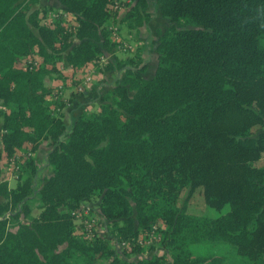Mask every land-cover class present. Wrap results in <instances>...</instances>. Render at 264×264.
I'll return each instance as SVG.
<instances>
[{"label":"trees","instance_id":"1","mask_svg":"<svg viewBox=\"0 0 264 264\" xmlns=\"http://www.w3.org/2000/svg\"><path fill=\"white\" fill-rule=\"evenodd\" d=\"M36 1L0 0V158L44 140L50 172L36 186L29 158L14 187L0 180V264L225 263L221 254L191 255L193 241L264 264V163L254 164L264 156V127L250 131L264 124V0H155L167 24L156 29L151 75L142 74L138 53L116 58L120 77L96 108L84 106L68 123L44 101L46 66L15 60L32 53L45 60L68 45L69 65L91 60L97 40L108 41L102 23L110 0H57L76 22L77 40L66 32L63 44V27L29 10ZM145 7L134 0L119 21L136 29L149 18ZM197 185L207 205L228 208L212 217L178 208L179 190ZM92 196L112 237L134 239L160 220L169 258H120L106 238L73 235L70 212ZM32 207L28 224L5 227L3 213L28 216Z\"/></svg>","mask_w":264,"mask_h":264},{"label":"rangeland","instance_id":"2","mask_svg":"<svg viewBox=\"0 0 264 264\" xmlns=\"http://www.w3.org/2000/svg\"><path fill=\"white\" fill-rule=\"evenodd\" d=\"M133 1L110 0L108 2V15L102 23V28L107 31L108 41L104 43L102 37L97 40L100 51L91 60L79 66H71L66 61L65 53L69 45L58 53L51 51V56L45 60H42V57L37 53L17 56L15 64L18 66L30 68L38 64L46 66L48 71L42 78L43 85L47 88V92L43 95L44 101L49 110L56 115L60 114L66 123L72 121L77 112L84 106L96 108L100 97L110 88L111 81L116 76V58H124L138 53L141 63L144 62L142 74L144 76L151 75L156 62L154 49L157 37L156 29L164 28L167 20L160 15L155 0H146L145 9L149 14L148 20L136 29H128L119 19ZM32 8L38 9L39 21L50 26L60 24L63 27L59 35L61 44L65 43L63 35L66 32H68L66 40L70 42L77 40L74 36L76 22L72 13L63 6H55L52 3H46L45 0H38L29 6V10ZM263 41L260 40V43L264 44ZM109 62L112 68L105 67ZM84 91L88 92L87 95ZM85 100H90L89 104H85ZM1 108L3 109L2 105H0ZM263 127L264 124H253L250 127L251 134L255 136L258 130ZM1 132L2 129L0 128V134ZM48 147L44 140L39 141L34 148H31L30 142H25L11 154L1 157L0 180H5L9 188L14 187L16 182L26 175L27 169L24 166V161L32 158L37 167L33 179L36 186L39 185L42 175L50 172V166L45 163V152ZM263 163L264 156L254 161L256 165ZM1 200L2 197L0 196ZM97 200V196L85 198L76 209L70 212L72 214L71 233L73 235L85 241H90L95 235L106 238L108 240L107 245L120 258H149L154 254H164L169 258V251L165 247L166 238L162 237L161 232L164 225L160 220L152 221L149 229L139 231L134 239L112 237L109 234L108 222L97 208ZM175 203L178 208H183L187 213L205 217L215 216L228 208L226 204L219 210L207 205L203 200L202 189L199 185L194 187L183 186L178 192ZM36 212L37 208L32 207L28 216L20 212L16 218L5 212L3 213L4 216H7L5 227L13 231L19 222L28 224L30 222L29 216ZM134 244L137 245L138 251L130 252L129 250ZM187 247L191 255L221 254L224 255V264H246L242 256L219 243L193 241L187 243Z\"/></svg>","mask_w":264,"mask_h":264},{"label":"crops","instance_id":"3","mask_svg":"<svg viewBox=\"0 0 264 264\" xmlns=\"http://www.w3.org/2000/svg\"><path fill=\"white\" fill-rule=\"evenodd\" d=\"M46 1V3H52L53 5H55V6H62L57 0H45ZM111 68H112V65H111ZM116 72V76L113 78V80L111 81V86H112V84L114 83V81L118 78V77H120V75H121V72L119 71V70H117V71H115ZM120 73V74H119ZM102 81V80H101ZM99 84H100V82H99ZM98 84V85H99ZM110 86V87H111ZM99 87V86H98ZM86 94L85 95H87V91H84ZM89 102H90V100H85V104H89ZM84 104V105H85ZM78 113V112H77Z\"/></svg>","mask_w":264,"mask_h":264},{"label":"built area","instance_id":"4","mask_svg":"<svg viewBox=\"0 0 264 264\" xmlns=\"http://www.w3.org/2000/svg\"><path fill=\"white\" fill-rule=\"evenodd\" d=\"M72 212V211H71Z\"/></svg>","mask_w":264,"mask_h":264}]
</instances>
